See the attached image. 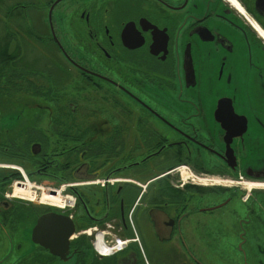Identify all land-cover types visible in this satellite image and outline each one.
Here are the masks:
<instances>
[{
	"label": "flooded vegetation",
	"instance_id": "obj_1",
	"mask_svg": "<svg viewBox=\"0 0 264 264\" xmlns=\"http://www.w3.org/2000/svg\"><path fill=\"white\" fill-rule=\"evenodd\" d=\"M263 131L264 0H0V264H264Z\"/></svg>",
	"mask_w": 264,
	"mask_h": 264
},
{
	"label": "water",
	"instance_id": "obj_2",
	"mask_svg": "<svg viewBox=\"0 0 264 264\" xmlns=\"http://www.w3.org/2000/svg\"><path fill=\"white\" fill-rule=\"evenodd\" d=\"M221 104H225V102H221ZM217 120L219 121V118H217ZM224 129L226 131L227 137L228 136L239 137V136H241V134L244 131H246L245 125H242L241 126V130L238 133H235V131H233V133H231L230 130L227 129V127H225ZM235 129H238V128H235ZM230 141H231V138L227 140V143L229 144ZM253 142L255 143L254 144L255 147L253 149H251L250 153L260 154V156H263L264 157V131L262 133H260V134H257V137H255V141H253ZM262 173H264V172H262Z\"/></svg>",
	"mask_w": 264,
	"mask_h": 264
},
{
	"label": "bare ground",
	"instance_id": "obj_3",
	"mask_svg": "<svg viewBox=\"0 0 264 264\" xmlns=\"http://www.w3.org/2000/svg\"><path fill=\"white\" fill-rule=\"evenodd\" d=\"M45 199V198H44Z\"/></svg>",
	"mask_w": 264,
	"mask_h": 264
}]
</instances>
